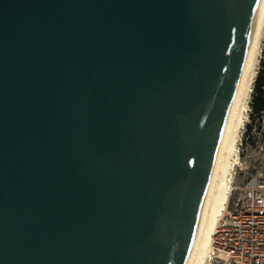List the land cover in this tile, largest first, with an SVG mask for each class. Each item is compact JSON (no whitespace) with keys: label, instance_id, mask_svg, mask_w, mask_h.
Returning <instances> with one entry per match:
<instances>
[{"label":"water","instance_id":"1","mask_svg":"<svg viewBox=\"0 0 264 264\" xmlns=\"http://www.w3.org/2000/svg\"><path fill=\"white\" fill-rule=\"evenodd\" d=\"M264 0H0V264H187Z\"/></svg>","mask_w":264,"mask_h":264},{"label":"bare ground","instance_id":"2","mask_svg":"<svg viewBox=\"0 0 264 264\" xmlns=\"http://www.w3.org/2000/svg\"><path fill=\"white\" fill-rule=\"evenodd\" d=\"M264 44V3L240 80L238 97L229 118V132L213 171V185L195 244L187 264H211L212 241L218 224L228 209L236 167L240 162V145L249 120L251 98Z\"/></svg>","mask_w":264,"mask_h":264},{"label":"built area","instance_id":"3","mask_svg":"<svg viewBox=\"0 0 264 264\" xmlns=\"http://www.w3.org/2000/svg\"><path fill=\"white\" fill-rule=\"evenodd\" d=\"M243 195L221 218L212 241V260L264 264V174L248 179Z\"/></svg>","mask_w":264,"mask_h":264},{"label":"rangeland","instance_id":"4","mask_svg":"<svg viewBox=\"0 0 264 264\" xmlns=\"http://www.w3.org/2000/svg\"><path fill=\"white\" fill-rule=\"evenodd\" d=\"M264 49V44H263ZM260 55L258 70L261 66V59L264 53ZM252 106L250 109L249 120L247 124L252 126L251 129L244 130L243 140L240 145V164L236 167L233 179V189L229 200L228 207L234 206L235 202L242 197L243 187L248 179L253 176L264 174V113L255 119L251 117ZM211 264L215 263L213 260Z\"/></svg>","mask_w":264,"mask_h":264},{"label":"trees","instance_id":"5","mask_svg":"<svg viewBox=\"0 0 264 264\" xmlns=\"http://www.w3.org/2000/svg\"><path fill=\"white\" fill-rule=\"evenodd\" d=\"M251 106V117L253 119H255L256 116L260 117L264 113V57L261 59V66L255 78L254 90L252 92L251 98ZM246 127L247 130L252 128L250 124H247Z\"/></svg>","mask_w":264,"mask_h":264}]
</instances>
